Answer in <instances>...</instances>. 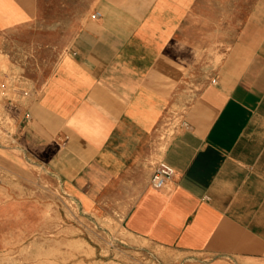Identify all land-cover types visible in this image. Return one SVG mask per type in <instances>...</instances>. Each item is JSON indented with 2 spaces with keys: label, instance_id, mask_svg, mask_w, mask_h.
I'll return each mask as SVG.
<instances>
[{
  "label": "crops",
  "instance_id": "1",
  "mask_svg": "<svg viewBox=\"0 0 264 264\" xmlns=\"http://www.w3.org/2000/svg\"><path fill=\"white\" fill-rule=\"evenodd\" d=\"M29 19L0 0V35ZM75 27L7 106L0 239L45 233L33 164L165 264H264V0H97Z\"/></svg>",
  "mask_w": 264,
  "mask_h": 264
},
{
  "label": "rangeland",
  "instance_id": "2",
  "mask_svg": "<svg viewBox=\"0 0 264 264\" xmlns=\"http://www.w3.org/2000/svg\"><path fill=\"white\" fill-rule=\"evenodd\" d=\"M29 23L0 36V136L13 128L11 103L25 99L29 82L40 83L69 45L76 22L97 0H20ZM91 19V15L88 16ZM8 106V107H7ZM31 213L45 211V233L22 244L15 235L0 239V264H165L147 244L125 235L113 222L78 209L68 187L42 166L29 173ZM17 190L15 185V191ZM36 231L37 226L31 227ZM29 243V244H28ZM158 255V256H157Z\"/></svg>",
  "mask_w": 264,
  "mask_h": 264
},
{
  "label": "built area",
  "instance_id": "3",
  "mask_svg": "<svg viewBox=\"0 0 264 264\" xmlns=\"http://www.w3.org/2000/svg\"><path fill=\"white\" fill-rule=\"evenodd\" d=\"M92 18H98L99 14L94 13ZM175 176L174 170L163 162H159L153 169L151 179H150V186L155 190L163 189L167 182Z\"/></svg>",
  "mask_w": 264,
  "mask_h": 264
}]
</instances>
